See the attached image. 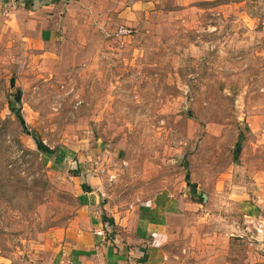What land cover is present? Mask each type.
<instances>
[{"label":"rangeland","instance_id":"374dc122","mask_svg":"<svg viewBox=\"0 0 264 264\" xmlns=\"http://www.w3.org/2000/svg\"><path fill=\"white\" fill-rule=\"evenodd\" d=\"M4 1L0 264H36L88 176L110 213L188 202L168 263L258 264L242 205L264 189V0Z\"/></svg>","mask_w":264,"mask_h":264},{"label":"crops","instance_id":"0c3cea01","mask_svg":"<svg viewBox=\"0 0 264 264\" xmlns=\"http://www.w3.org/2000/svg\"><path fill=\"white\" fill-rule=\"evenodd\" d=\"M46 1L49 3L43 9H62L70 3V0H14V3L29 6L32 2L42 4ZM6 8V1H0V12ZM16 13L15 20L23 29L41 25L39 40L53 42L57 26L52 29L43 27L48 22L44 12H32L19 7ZM81 184L75 217L65 226L50 232L36 264H171L166 261L168 254L162 245L176 237L180 220L184 223L188 221L189 216L184 211L188 202L158 199L138 205L132 211L110 213L99 179L88 176ZM255 194L257 196L242 205L243 218L247 224L243 234L257 244L259 242L257 246L261 250L258 264H264V189ZM179 204H182L181 211L176 209L177 206L180 209ZM100 231L104 235H99ZM249 244L252 246L256 243ZM207 264H213V260ZM216 264L223 262L217 260Z\"/></svg>","mask_w":264,"mask_h":264},{"label":"trees","instance_id":"16d2710c","mask_svg":"<svg viewBox=\"0 0 264 264\" xmlns=\"http://www.w3.org/2000/svg\"><path fill=\"white\" fill-rule=\"evenodd\" d=\"M58 1V0H56ZM27 6V5H26ZM17 116L20 119V121L22 122V125H25V122L23 120V117L20 114V111L17 110ZM39 145V150L43 153V154H51L50 150L48 148H46V146H44V144L39 140L38 142ZM187 181H189V176L187 177Z\"/></svg>","mask_w":264,"mask_h":264},{"label":"built area","instance_id":"2783aa9c","mask_svg":"<svg viewBox=\"0 0 264 264\" xmlns=\"http://www.w3.org/2000/svg\"><path fill=\"white\" fill-rule=\"evenodd\" d=\"M121 32H122V33H127L126 30H124V31L122 30ZM98 234H99V235H104V233H103L102 231L98 232Z\"/></svg>","mask_w":264,"mask_h":264},{"label":"water","instance_id":"95a60500","mask_svg":"<svg viewBox=\"0 0 264 264\" xmlns=\"http://www.w3.org/2000/svg\"><path fill=\"white\" fill-rule=\"evenodd\" d=\"M18 0H15V2H17Z\"/></svg>","mask_w":264,"mask_h":264}]
</instances>
